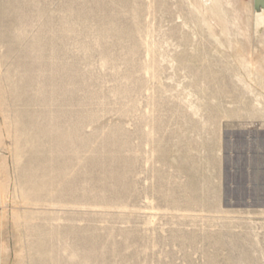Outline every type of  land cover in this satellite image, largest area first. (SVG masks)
Returning a JSON list of instances; mask_svg holds the SVG:
<instances>
[{"label": "rangeland", "instance_id": "374dc122", "mask_svg": "<svg viewBox=\"0 0 264 264\" xmlns=\"http://www.w3.org/2000/svg\"><path fill=\"white\" fill-rule=\"evenodd\" d=\"M0 0V264H264V8Z\"/></svg>", "mask_w": 264, "mask_h": 264}, {"label": "bare ground", "instance_id": "6f19581e", "mask_svg": "<svg viewBox=\"0 0 264 264\" xmlns=\"http://www.w3.org/2000/svg\"><path fill=\"white\" fill-rule=\"evenodd\" d=\"M256 5H257V8L260 9L258 10V15H259V20H261L262 18L261 11L264 8V0H256Z\"/></svg>", "mask_w": 264, "mask_h": 264}]
</instances>
